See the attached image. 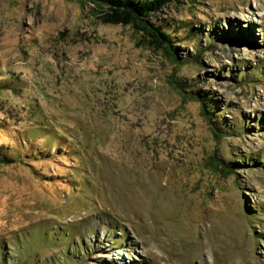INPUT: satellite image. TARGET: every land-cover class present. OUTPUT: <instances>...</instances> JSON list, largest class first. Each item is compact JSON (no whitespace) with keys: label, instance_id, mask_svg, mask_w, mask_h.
<instances>
[{"label":"rangeland","instance_id":"1","mask_svg":"<svg viewBox=\"0 0 264 264\" xmlns=\"http://www.w3.org/2000/svg\"><path fill=\"white\" fill-rule=\"evenodd\" d=\"M122 16L0 0V264H264V0Z\"/></svg>","mask_w":264,"mask_h":264},{"label":"trees","instance_id":"2","mask_svg":"<svg viewBox=\"0 0 264 264\" xmlns=\"http://www.w3.org/2000/svg\"><path fill=\"white\" fill-rule=\"evenodd\" d=\"M93 1L95 3L101 4L104 3L107 8L110 10H113L115 12L119 11L122 13L121 20L126 22L129 18L134 25L139 27L140 29H143L145 31H148V33L152 34L154 36V39L156 42L164 43L165 48H167V45H170V35L164 31L161 30V27L154 26L152 23L146 21L143 17L148 14L150 11L158 10L163 4L168 2L169 0H88ZM169 51V50H168ZM171 52V50H170ZM171 57L174 59L177 58L173 57L172 53ZM180 88V86H178ZM184 91V90H183ZM191 93V92H190ZM196 94L197 99L201 103L202 111L204 112V115L207 117V120L210 122V124L213 126L215 123L216 125L219 123V120L217 118V115L215 114L214 110L209 105V98L207 100L204 96H199ZM214 121H216L214 123ZM219 125V124H218ZM214 130L218 129V126H214ZM228 165V164H227Z\"/></svg>","mask_w":264,"mask_h":264}]
</instances>
